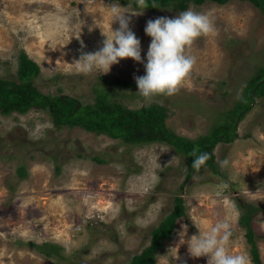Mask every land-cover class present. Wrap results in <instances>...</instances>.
Listing matches in <instances>:
<instances>
[{
  "label": "rangeland",
  "instance_id": "374dc122",
  "mask_svg": "<svg viewBox=\"0 0 264 264\" xmlns=\"http://www.w3.org/2000/svg\"><path fill=\"white\" fill-rule=\"evenodd\" d=\"M114 3L143 11L126 15L144 63L149 19L175 18L189 8L212 14L215 35L193 43L196 65L177 94L145 101L134 79L146 74L144 63L132 58L120 59L107 74L75 72L82 51L103 46L101 30L111 27L108 9ZM187 9H137L117 0H0V76L15 77L24 50L40 66L33 80L42 92L69 94L86 104L97 87L129 107L157 102L167 108L170 129L195 138L234 117L230 109L264 65V12L250 0L191 2ZM94 17L101 29L92 27ZM115 78L133 85L119 86ZM238 119L235 136L213 147L221 172L202 166L187 177L185 156L165 142L128 143L79 125L57 126L39 106L0 113V264H122L149 244L151 229L176 195L185 211L156 252V264H207L206 257L189 256L187 243L179 244L184 229L185 240L197 234L192 220L201 230L229 221L230 250L250 257L238 200L258 206L252 223L264 264V94ZM224 160L229 163L221 167ZM44 242L57 243L58 253L41 252L36 244ZM176 247L179 259L173 260Z\"/></svg>",
  "mask_w": 264,
  "mask_h": 264
},
{
  "label": "trees",
  "instance_id": "16d2710c",
  "mask_svg": "<svg viewBox=\"0 0 264 264\" xmlns=\"http://www.w3.org/2000/svg\"><path fill=\"white\" fill-rule=\"evenodd\" d=\"M127 5L137 6L136 0H117ZM206 0H146V9H161L171 7L180 10L188 8L189 4H200ZM224 3L227 0H210ZM264 12V0H250ZM40 72V66L36 60L30 57L24 50L18 54V63L15 77L0 76V113L12 111L25 112L37 104L40 108L47 109L53 123L60 125H79L87 130L103 132L113 138H120L128 143H141L160 141L172 146L177 152L185 156L187 165V177L195 170L192 168L193 149L200 153H208L210 159L204 166H208L214 172H221L214 158L213 147L217 141H229L235 134L236 123L250 108L256 95L264 94V65L250 75L243 95L236 102L233 109V118H224L216 122L208 132L195 138L176 133L166 123L167 108L157 102L129 107L117 98H111L108 90L97 89L94 101L81 103L76 97L65 93L49 94L42 92L35 84L34 77ZM105 78L104 76H101ZM119 86H131L133 83L126 79L115 78L112 80ZM137 85V84H135ZM199 154V153H198ZM95 159L102 160L99 156ZM20 174L25 173L24 167H18ZM172 208L163 216L161 221L151 229L150 242L140 252L133 254L122 264H156V252L165 238H169L175 229L176 220L185 211L183 198L176 195ZM237 204L242 208L239 215V223L244 227L245 237L249 243V253L252 264H263L258 245L255 240V231L252 223L253 213L258 209L257 205L238 200ZM48 245V246H47ZM37 248L45 254L58 253L57 243L36 244Z\"/></svg>",
  "mask_w": 264,
  "mask_h": 264
},
{
  "label": "clouds",
  "instance_id": "9594fccd",
  "mask_svg": "<svg viewBox=\"0 0 264 264\" xmlns=\"http://www.w3.org/2000/svg\"><path fill=\"white\" fill-rule=\"evenodd\" d=\"M136 4L141 9L148 7L146 0H136ZM108 12L111 27L108 32L101 30L104 36L103 46L95 52H81L79 59L73 62L77 74L88 75L93 71L107 74L113 64L124 58L144 63L141 57V41L129 27L131 16L126 15H138L143 11H128L114 3L110 5ZM94 21L92 27H100L95 17ZM113 23L119 24L115 30L112 28ZM144 31L151 37L146 54L147 62L144 63L146 74L135 76L134 79L138 87L136 93L147 102L157 96L171 97L186 86L196 65V57L190 53L193 43L202 36L215 35L216 32L211 13L197 12L191 8L181 11L175 18L149 19ZM79 36L80 33L76 35L77 38ZM191 155L192 168L196 171L210 159L208 153H200L198 149H193ZM228 163L227 160L222 161L221 167ZM192 222L198 229L197 234L185 240L186 230L179 233V244L187 243L190 257H206L207 264H251L245 251L230 250L232 228L229 221L218 220L204 230H201L198 221ZM178 247L173 260L179 259Z\"/></svg>",
  "mask_w": 264,
  "mask_h": 264
},
{
  "label": "water",
  "instance_id": "95a60500",
  "mask_svg": "<svg viewBox=\"0 0 264 264\" xmlns=\"http://www.w3.org/2000/svg\"><path fill=\"white\" fill-rule=\"evenodd\" d=\"M34 106H38V105H34Z\"/></svg>",
  "mask_w": 264,
  "mask_h": 264
}]
</instances>
